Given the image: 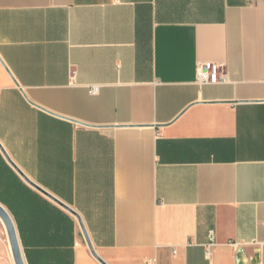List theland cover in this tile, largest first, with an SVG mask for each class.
I'll list each match as a JSON object with an SVG mask.
<instances>
[{
	"label": "crops",
	"instance_id": "0c3cea01",
	"mask_svg": "<svg viewBox=\"0 0 264 264\" xmlns=\"http://www.w3.org/2000/svg\"><path fill=\"white\" fill-rule=\"evenodd\" d=\"M0 88V145L106 264L263 263L264 0H0ZM0 204L25 264H101L1 151Z\"/></svg>",
	"mask_w": 264,
	"mask_h": 264
},
{
	"label": "water",
	"instance_id": "95a60500",
	"mask_svg": "<svg viewBox=\"0 0 264 264\" xmlns=\"http://www.w3.org/2000/svg\"><path fill=\"white\" fill-rule=\"evenodd\" d=\"M0 151L2 152L3 156L6 158V160L8 161V163L15 169V171L25 180V182L27 184H29L31 187H33L34 189H36L37 191H39L40 193H42L43 195H45L46 197H48L50 200H52L53 202L57 203L59 206H61L62 208H64L65 210H67L68 212H70L72 215H74L79 223H80V227L83 233V236L85 238V241L88 245V248L92 254V256L101 264H106L94 251L91 242L89 240V237L86 233V230L84 228V225L82 223V220L80 219V217L78 216V214L76 212H74L73 210H71L69 207H67L66 205L62 204L61 202H59L58 200H56L55 198H53L51 195H49L48 193H46L44 190H42L41 188H39L37 185L33 184L31 181H29L22 173L21 171L12 163V161L9 159L8 155L6 154L5 150L3 149V147L0 145ZM0 220L5 228L6 234H7V238L9 241V245H10V249H11V254H12V258H13V262L14 264H25L22 254H21V250L19 247V242L17 239V235H16V231H15V227L13 224V221L9 215V213L7 212V210L0 204Z\"/></svg>",
	"mask_w": 264,
	"mask_h": 264
},
{
	"label": "built area",
	"instance_id": "2783aa9c",
	"mask_svg": "<svg viewBox=\"0 0 264 264\" xmlns=\"http://www.w3.org/2000/svg\"><path fill=\"white\" fill-rule=\"evenodd\" d=\"M196 75H197V82L199 84L213 85V84H223L227 82V75L222 70V66L211 62H203L197 64ZM96 92H97V88H93L92 93L94 94ZM211 247L212 245H208L206 247L205 254L207 258L211 257L212 254ZM262 264H264V261Z\"/></svg>",
	"mask_w": 264,
	"mask_h": 264
},
{
	"label": "rangeland",
	"instance_id": "374dc122",
	"mask_svg": "<svg viewBox=\"0 0 264 264\" xmlns=\"http://www.w3.org/2000/svg\"><path fill=\"white\" fill-rule=\"evenodd\" d=\"M6 241L8 243L7 234L0 220V264H14L13 258L12 259L10 258L8 251L9 246L6 243Z\"/></svg>",
	"mask_w": 264,
	"mask_h": 264
},
{
	"label": "bare ground",
	"instance_id": "6f19581e",
	"mask_svg": "<svg viewBox=\"0 0 264 264\" xmlns=\"http://www.w3.org/2000/svg\"><path fill=\"white\" fill-rule=\"evenodd\" d=\"M7 239H8V238H7ZM6 243H7V241H6ZM7 244H8V246H9V247H8V246H7V247H8L9 255H10V258H11V257H12V255H11V249H10L9 241H8V243H7ZM11 259H12V258H11Z\"/></svg>",
	"mask_w": 264,
	"mask_h": 264
}]
</instances>
